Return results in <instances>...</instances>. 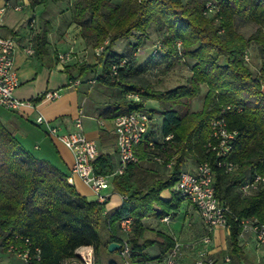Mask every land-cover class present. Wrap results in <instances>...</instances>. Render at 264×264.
<instances>
[{
	"label": "trees",
	"instance_id": "16d2710c",
	"mask_svg": "<svg viewBox=\"0 0 264 264\" xmlns=\"http://www.w3.org/2000/svg\"><path fill=\"white\" fill-rule=\"evenodd\" d=\"M182 1L75 0L70 20L80 28L79 36L93 49L103 47L96 61L78 69L75 78L86 82L91 77L93 85L102 87L105 108L100 117L109 122L116 115L145 110L147 100L158 101V109L149 112L162 116L159 141H152L151 147L147 136L137 147L140 162L147 163L127 165L121 175L111 177L113 191L123 198L119 207L106 212L105 203L80 195L65 172L38 157L0 121V243L15 234L29 237L41 253L40 261L32 264H61L85 245L93 247L95 264L159 263L174 241L160 232L146 237L143 218L162 217L177 209L179 195L165 202L159 194L177 183L185 159L192 157L196 165L209 163L215 196L229 208L228 264H249L242 245L245 239L239 238L241 221L254 218L264 223V188L242 196L239 185L255 173L264 175V0ZM208 3L209 14L205 13ZM237 16L256 25L252 35L244 37L236 31ZM151 28L159 34L151 56L176 55L192 62L186 84L159 90L139 76L134 55ZM133 35L137 39L131 44L128 39ZM118 40L128 41L127 54L114 49ZM44 42V34L34 38L35 54ZM251 48L262 61L256 74L247 63ZM202 86L203 106L190 112V100L199 96ZM130 94L136 98H128ZM228 105L231 109L222 113ZM220 117L229 131L236 132L224 157L235 165L229 173L217 166L223 159L207 147L210 120ZM158 166L168 172L158 174ZM93 169L104 176L115 170L106 153L99 154ZM125 219L130 220L129 231L120 228ZM112 242L127 243L128 255L110 252ZM153 245L159 249L156 257L148 252ZM259 264H264V256Z\"/></svg>",
	"mask_w": 264,
	"mask_h": 264
},
{
	"label": "crops",
	"instance_id": "0c3cea01",
	"mask_svg": "<svg viewBox=\"0 0 264 264\" xmlns=\"http://www.w3.org/2000/svg\"><path fill=\"white\" fill-rule=\"evenodd\" d=\"M7 1L11 6L7 8L3 16L0 35L12 37L17 43L13 60L19 86L14 91V97L19 100H38L45 90H58L59 97L53 101L38 100L35 105L23 107L17 112H9L0 108V121L11 127L15 131L16 137L27 148L37 151L44 148L42 152H39V155L65 172L68 175V183L73 185L80 195L89 201H94L95 198L89 187L77 175L71 174L73 164L71 152L60 142L47 135L45 127L43 125L38 126L35 119L41 116L52 126L58 127L60 132H66L72 130L75 117L81 113L85 135L97 142L99 154L106 153L109 155L114 168H116L119 160L114 132L110 133L112 138L109 141L107 139L109 134L103 133L102 130L105 128H101L97 123L99 120L105 124L109 123L100 117L105 108L103 89L100 86L93 88V85H88L84 79L76 87L72 88L69 85L71 80L68 71L73 76L72 78L77 77L74 73V63L60 64L57 62V55L67 52L70 35L67 34L69 33L68 30L62 36L56 35L50 23L51 14L46 9L48 0H0V8ZM15 6H19L20 9H13ZM72 24L76 26L75 23L72 22ZM43 34L45 35V42L41 46V52L32 56L26 55L23 47L30 39L34 45V38ZM147 105L158 109V101L147 100L145 108ZM151 115L155 118V123L148 134L150 144L152 141H159V130L162 122V116L155 117L158 115L156 112L152 111ZM140 163L146 164L147 161ZM171 163L172 160L167 164L166 169H170ZM195 167L194 160L187 157L183 170L194 171ZM156 168L158 174L163 175L168 172L162 167ZM175 185L162 190L159 198L167 202L174 195L178 196ZM103 194L106 196L104 202L106 212H110L121 205L122 196L114 192L111 185L103 191ZM195 210L193 205L180 199L177 209L168 211L166 215L143 218L146 237H151L152 232H160L162 235L165 234L170 237L172 241L183 245L178 264H194L198 258L197 252L202 247L201 240L205 237L206 231L199 213ZM227 238L228 231L226 229L215 228L211 233V241L206 248L207 256H213L215 252L223 248ZM242 245L248 248L256 246L253 237L249 235L245 237ZM244 250L246 252L245 248ZM148 252L151 257L159 255L157 245L149 247ZM162 261L163 258L159 263L149 261L146 264H162ZM0 264H22V262L16 257L0 252Z\"/></svg>",
	"mask_w": 264,
	"mask_h": 264
},
{
	"label": "built area",
	"instance_id": "2783aa9c",
	"mask_svg": "<svg viewBox=\"0 0 264 264\" xmlns=\"http://www.w3.org/2000/svg\"><path fill=\"white\" fill-rule=\"evenodd\" d=\"M11 5L7 1L0 8V29L2 27L3 16ZM13 8V7H12ZM13 9L19 10V6ZM211 5H206L207 14L211 13ZM106 44V42H105ZM16 41L12 37L0 35V108L17 112L23 107H31L38 100L53 101L59 97L58 90H45L38 100H19L14 97V91L19 86L17 71L14 67L13 54L16 48ZM157 46V45H156ZM155 46V47H156ZM178 51L181 50V43L177 42ZM26 55H34L35 50L30 41L23 47ZM103 47L94 48L95 56L102 54ZM75 51L69 50L66 53L57 55V62L66 65L72 62L76 55ZM245 58L247 56L245 55ZM79 62L80 65L87 66L85 58ZM82 83V79H72L69 85L73 88ZM88 85H93L95 80L89 77L86 80ZM128 98L135 99V95H128ZM228 105L223 108L222 113L230 110ZM241 111V108H238ZM82 114L79 113L73 122V128L70 131L60 132L58 127L52 126L41 116L36 117L35 123L38 126L43 125L47 135L54 138L68 149L73 156V164L71 174L77 175L80 180L91 190L95 200L104 203L106 196L103 191L110 186V179L113 175H121L127 165L138 164L140 158L137 154L138 145L145 140L155 123V118L147 110L132 111L130 113L116 115L113 119V132L115 135V146L118 155V166L113 174L109 176L97 175L94 173L93 163L99 156L97 142L88 138L82 126ZM101 128H105L103 121H97ZM209 142L207 143L208 151L222 158L217 162V166H223L227 173L235 169V165L230 161H225L224 157L229 154L231 145L236 137L235 131H229L223 118L210 120ZM166 140L171 139V135L165 137ZM152 147V144H150ZM160 162V157L154 158ZM194 171L183 170L180 172L178 181L175 183V189L179 197L195 207L201 217L205 228V237L201 240L202 247L198 253V258L194 264H212L207 256V246L211 241V233L215 228H224L228 230L227 215L230 213L229 208L215 196V186L212 168L208 162L197 164ZM264 188V175L255 173L252 178L244 180L239 185V191L242 196H248L251 193ZM123 198V197H122ZM123 231H129L130 220L125 219L120 223ZM249 235L253 237L256 245H264V223L258 222L257 219H244L241 221V232L239 238L245 239ZM122 257H126L129 253L128 244L123 242L118 249ZM183 251V245L174 242L173 246L165 253L162 264H178L179 258ZM0 252L9 256L16 257L21 260L22 264H32L40 261L41 253L38 246H34L29 237L19 234L13 235L0 243ZM73 258H64L61 264H95L94 250L90 245L80 246L74 251Z\"/></svg>",
	"mask_w": 264,
	"mask_h": 264
},
{
	"label": "rangeland",
	"instance_id": "374dc122",
	"mask_svg": "<svg viewBox=\"0 0 264 264\" xmlns=\"http://www.w3.org/2000/svg\"><path fill=\"white\" fill-rule=\"evenodd\" d=\"M110 1L113 4H119L121 2V0ZM74 2L75 0H48L46 9L47 12L51 14L50 23L52 24V28L55 31L56 35L62 36L64 33H67V30L69 31V33L67 34L70 35V44L67 51L73 50L76 52V57L72 62L74 63V73L77 75L78 69L83 67V65H80L79 62H76L75 64L74 61H80L85 58V61H87V63L89 64L93 61H96V56L94 54V49L86 45L79 36L80 28L77 27V25L74 26L72 24V21L70 20ZM234 24L236 31L244 37H249L254 33L256 29L255 24L244 21L243 19L238 18V16L235 19ZM136 39L137 35H133L128 40L132 44L136 41ZM141 39L144 42L135 52L134 56L137 60V66L140 69L139 76L142 79L149 81L154 86V88L159 90L171 89L178 85L186 84L189 81V78L191 76L189 65L190 63H192L190 60H184V58L182 59L181 57L176 55H172L169 57H166L164 54H159L155 57L151 56V52L154 49L157 50L155 46L157 45L156 41L159 40V34L157 33V31H154V28L149 29L148 35L146 37L143 36ZM113 47L117 52L124 54H127L129 50L127 40H118L114 43ZM248 53L247 63L253 73L256 74L257 70L261 66L262 61L259 59L258 55H256V52H254L252 48ZM95 87L96 85H93V88ZM205 92L206 89L204 86H202L199 96L190 100V112H195L202 108ZM151 109L156 108H152L151 105L146 106V110ZM156 114H158L155 115L156 118L160 116L159 113L156 112ZM104 125L105 129L102 131L103 133L109 134V136H107V139L110 141V139L112 138L110 136V133H112L113 131L112 121L107 124L104 123ZM42 150H44V148L41 149V151H37L34 149H32L31 151L38 157H41V155H39V152H42ZM189 158L190 160H193L192 157ZM244 248L246 249V252L245 250L244 252L248 257L249 264H259L261 257L264 256V245H256L253 248H248L245 246ZM226 251L227 242L225 243L224 247L215 252L213 256L208 255V258L212 261V264H228V258L225 254ZM95 261L96 257L94 259V263Z\"/></svg>",
	"mask_w": 264,
	"mask_h": 264
},
{
	"label": "water",
	"instance_id": "95a60500",
	"mask_svg": "<svg viewBox=\"0 0 264 264\" xmlns=\"http://www.w3.org/2000/svg\"><path fill=\"white\" fill-rule=\"evenodd\" d=\"M120 248V245L118 243L112 242L108 245V250L110 252H113L115 250H118Z\"/></svg>",
	"mask_w": 264,
	"mask_h": 264
}]
</instances>
